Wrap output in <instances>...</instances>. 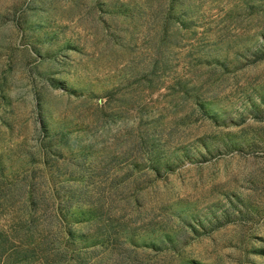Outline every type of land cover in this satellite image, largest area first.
I'll use <instances>...</instances> for the list:
<instances>
[{
  "label": "rangeland",
  "instance_id": "374dc122",
  "mask_svg": "<svg viewBox=\"0 0 264 264\" xmlns=\"http://www.w3.org/2000/svg\"><path fill=\"white\" fill-rule=\"evenodd\" d=\"M0 264H264V0H0Z\"/></svg>",
  "mask_w": 264,
  "mask_h": 264
}]
</instances>
